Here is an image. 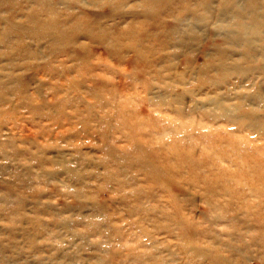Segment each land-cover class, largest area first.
<instances>
[{"label":"rangeland","instance_id":"obj_1","mask_svg":"<svg viewBox=\"0 0 264 264\" xmlns=\"http://www.w3.org/2000/svg\"><path fill=\"white\" fill-rule=\"evenodd\" d=\"M212 17L173 59L194 71L184 85L171 61L177 39L168 46L160 31L149 50L162 57L159 79L140 76L137 50L112 59L87 39L79 40L86 61L60 55L15 71L27 89L0 101V264H264V109L256 106H264V53L249 61L232 54ZM218 50L232 62L201 74L206 62H220ZM232 63L250 78L231 73ZM228 72L218 89L200 84ZM148 78L157 103L147 100ZM180 87L192 99L170 102ZM221 106L233 115H220ZM243 110L257 112L259 133L237 124ZM136 145L142 150L130 154ZM145 150L160 172L118 167Z\"/></svg>","mask_w":264,"mask_h":264},{"label":"bare ground","instance_id":"obj_2","mask_svg":"<svg viewBox=\"0 0 264 264\" xmlns=\"http://www.w3.org/2000/svg\"><path fill=\"white\" fill-rule=\"evenodd\" d=\"M88 5L93 7L107 6L105 8L107 10H105V14L94 12V14L88 15L84 8ZM73 10H75L74 14L72 13ZM7 11L12 13L5 14ZM64 13H66L65 16ZM213 14L221 28L222 40L233 47L232 54L241 55L245 61L252 58L256 59L258 54L263 56V0H0V46L3 48L0 50V101L3 102L4 100L3 94H13L27 89L25 88L26 79L21 73L15 71L24 68L25 70L26 68L36 70L38 63L34 64L33 60H42L43 63L51 60L49 61L51 64L52 60L60 55H65L70 60L78 59L79 62L85 60L86 44L79 42L80 39H87L91 44H100L109 58L117 60L121 59L122 54L126 55L130 50H137L134 62L140 64L139 67L135 66L138 68L137 71H139L140 76L151 73L154 75L151 79H159L163 77V73L162 69H158L156 66L162 61V57L160 55L153 57L152 53H149L151 43L154 41L151 39L159 37L155 35L157 33H153L154 31H160L162 35L170 38L168 46L171 45L173 38L177 39V51L172 55L171 61L174 69L178 67L181 73L176 82L184 85L188 82L187 76H192L194 71L189 68L187 70L186 66L174 62L173 59L186 54L187 49L191 50L196 41L202 37L198 33L192 32L207 30L210 23L213 22V17L210 19L207 17ZM104 16L106 19H103ZM101 19L106 21L102 22ZM232 20L235 21L232 22ZM108 21H112L113 24H108ZM139 22L141 25L146 24L147 29H142ZM122 24H126V27L123 28ZM186 27L190 31L185 30ZM34 45L43 46V49H33L32 46ZM217 56L220 62L218 64L211 61L206 62L200 69L201 74L204 75L205 70H211V68H214L216 72H223L226 61H229V64L232 62L227 53H223L221 50H218ZM2 60L5 63H1ZM191 61L192 59L188 57L187 62L191 64ZM231 65L237 68L233 71L230 70L231 73H237L240 78H250L247 76L248 70L243 69L242 71L234 63ZM66 69L69 70L70 68L66 67ZM257 69L264 74V64H259ZM251 71L254 73L252 69ZM231 73H219L221 77L214 79L204 78L200 84L204 85L205 88L218 89L222 81L231 76ZM149 79L150 96L147 100L157 103L158 95H154L151 91L155 85ZM68 81L71 82L70 79ZM207 81H209L208 85H206ZM100 86H103L102 83ZM180 90L183 97L179 93V98H171L170 102L180 103L185 97L192 99L189 88L185 90L180 87ZM187 93L190 96L185 95ZM256 106L264 109L262 103ZM220 109L222 111L220 115L228 118L234 113V109L229 107L221 106ZM240 112L239 115H236L240 117L236 121L237 124L247 126L254 131L258 130L256 132L259 133L258 120L254 115L257 112L254 110ZM209 116L212 115L209 114ZM245 118L254 124L245 121ZM113 149L115 148L110 147L109 151L113 153ZM139 150H142L141 146L136 145L135 148L129 150V153L139 152ZM125 156H128V152L124 151L122 156L119 154L118 162L125 159ZM154 156L155 154L151 151L145 150L143 156L131 157L126 162H119L118 167L122 170L124 166L133 167L149 174L160 172L161 168L155 162ZM71 172L69 173L73 176L79 175L75 171L71 170ZM129 209L137 212L139 208L136 205ZM224 260L229 262L228 259Z\"/></svg>","mask_w":264,"mask_h":264}]
</instances>
